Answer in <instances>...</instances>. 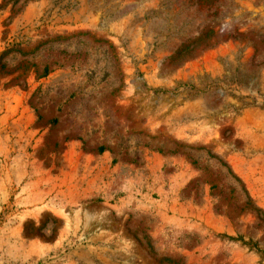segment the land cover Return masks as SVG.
Masks as SVG:
<instances>
[{"label":"rangeland","instance_id":"obj_1","mask_svg":"<svg viewBox=\"0 0 264 264\" xmlns=\"http://www.w3.org/2000/svg\"><path fill=\"white\" fill-rule=\"evenodd\" d=\"M0 264H264V0H0Z\"/></svg>","mask_w":264,"mask_h":264},{"label":"trees","instance_id":"obj_2","mask_svg":"<svg viewBox=\"0 0 264 264\" xmlns=\"http://www.w3.org/2000/svg\"><path fill=\"white\" fill-rule=\"evenodd\" d=\"M254 210L256 211V213H259L260 212V209L259 208H254ZM243 244H247L246 242L242 241ZM251 248H254L255 250H258L257 246L255 243H252L251 244Z\"/></svg>","mask_w":264,"mask_h":264}]
</instances>
